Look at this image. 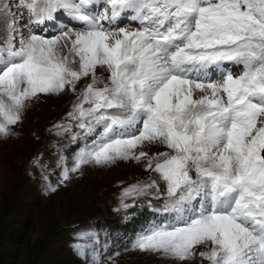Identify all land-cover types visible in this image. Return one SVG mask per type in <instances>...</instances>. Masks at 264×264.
Masks as SVG:
<instances>
[{
	"label": "snow or ice",
	"instance_id": "6c2138e0",
	"mask_svg": "<svg viewBox=\"0 0 264 264\" xmlns=\"http://www.w3.org/2000/svg\"><path fill=\"white\" fill-rule=\"evenodd\" d=\"M64 16L78 28L58 25ZM48 24L57 31L37 34ZM0 28V137L30 101L70 91L69 123L53 130L74 126L90 142L60 184L85 165L144 160L163 186L123 195L155 190L165 218L134 249L264 264V0H0ZM145 144L166 150L137 151ZM75 247L100 264L93 246Z\"/></svg>",
	"mask_w": 264,
	"mask_h": 264
},
{
	"label": "rangeland",
	"instance_id": "374dc122",
	"mask_svg": "<svg viewBox=\"0 0 264 264\" xmlns=\"http://www.w3.org/2000/svg\"><path fill=\"white\" fill-rule=\"evenodd\" d=\"M57 24L78 28L66 16ZM56 31V25L48 24L37 34L50 37ZM239 71L236 69L234 74ZM97 75L107 77L100 67ZM87 82L88 78L82 79L78 88ZM74 99L70 91L41 94L28 103L22 120L14 126V134L0 137V255H5L0 264H92L76 249L77 243L93 246L100 255V264H182L131 245L142 229L165 218L156 211L165 200L163 195L157 198L155 190L123 195L131 185L150 179L163 186L156 173L145 170L146 161L85 165L60 184L62 167H71L77 152L90 142L74 126L66 133L53 130L58 123H69L65 114ZM140 150L152 155L166 149L159 144H145ZM49 185L56 190L51 191ZM85 234L88 239H82ZM183 264L208 261L197 255Z\"/></svg>",
	"mask_w": 264,
	"mask_h": 264
},
{
	"label": "trees",
	"instance_id": "16d2710c",
	"mask_svg": "<svg viewBox=\"0 0 264 264\" xmlns=\"http://www.w3.org/2000/svg\"><path fill=\"white\" fill-rule=\"evenodd\" d=\"M4 254L0 255V262L2 263V261H4Z\"/></svg>",
	"mask_w": 264,
	"mask_h": 264
},
{
	"label": "bare ground",
	"instance_id": "6f19581e",
	"mask_svg": "<svg viewBox=\"0 0 264 264\" xmlns=\"http://www.w3.org/2000/svg\"><path fill=\"white\" fill-rule=\"evenodd\" d=\"M57 23H58V21H57ZM55 25H52V27H54ZM38 31V30H37Z\"/></svg>",
	"mask_w": 264,
	"mask_h": 264
}]
</instances>
